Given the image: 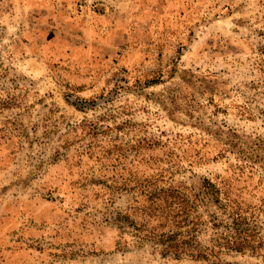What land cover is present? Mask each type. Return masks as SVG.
<instances>
[{"label": "rangeland", "instance_id": "rangeland-1", "mask_svg": "<svg viewBox=\"0 0 264 264\" xmlns=\"http://www.w3.org/2000/svg\"><path fill=\"white\" fill-rule=\"evenodd\" d=\"M169 187L243 249L142 240ZM0 264H264V0H0Z\"/></svg>", "mask_w": 264, "mask_h": 264}, {"label": "trees", "instance_id": "trees-1", "mask_svg": "<svg viewBox=\"0 0 264 264\" xmlns=\"http://www.w3.org/2000/svg\"><path fill=\"white\" fill-rule=\"evenodd\" d=\"M205 185L208 195L215 204L222 205L227 201V195L222 194L217 183L207 180ZM146 201V206L138 205L120 216L123 222H130V227H134V231L142 240L162 246L165 257L210 260L218 256L225 248L241 250L244 247L242 243L231 242L224 237H218L214 245L210 247H204L197 241L196 228L200 219L191 217L196 211L198 202L203 200L189 189L163 188L150 193ZM189 226L190 230L186 232L185 228Z\"/></svg>", "mask_w": 264, "mask_h": 264}]
</instances>
